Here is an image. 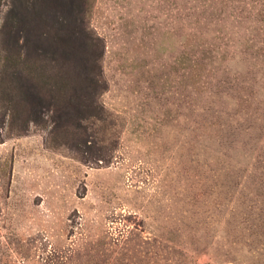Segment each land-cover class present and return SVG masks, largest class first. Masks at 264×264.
Wrapping results in <instances>:
<instances>
[{"label":"rangeland","instance_id":"rangeland-1","mask_svg":"<svg viewBox=\"0 0 264 264\" xmlns=\"http://www.w3.org/2000/svg\"><path fill=\"white\" fill-rule=\"evenodd\" d=\"M23 2L0 76L19 53L42 101L0 83V264H264V0H80L67 59Z\"/></svg>","mask_w":264,"mask_h":264},{"label":"trees","instance_id":"trees-1","mask_svg":"<svg viewBox=\"0 0 264 264\" xmlns=\"http://www.w3.org/2000/svg\"><path fill=\"white\" fill-rule=\"evenodd\" d=\"M55 4L60 7V10L55 14L48 9H43L40 5L46 3L48 4L51 0H24V2L20 5H17L12 11L15 13L17 18L20 21H27L30 25L29 30L33 27L34 23H38L40 26L48 25L51 21L56 22L57 25V37L56 42L60 46L61 50L63 51L62 57L67 59L66 56L73 50L71 47L75 43L78 42L80 44V37L83 36L85 33V28L82 26L83 24V17L81 16V11L78 8V1L80 0H53ZM31 5V6H30ZM59 14L62 16V19L57 15ZM53 19V20H51ZM43 36V35H42ZM91 36L89 35V59H85V69L83 72H88L89 70L93 73L95 68L98 65V57L100 55H94L91 53L92 47L97 46L99 41L90 42ZM84 44V43H83ZM38 45V44H37ZM17 52L20 51V46L17 40L13 42V46ZM39 57L42 60H45L44 52H38ZM15 59V63L13 64L12 72L6 74L5 72L4 77L0 76V83L3 81V94L7 96V103L11 107H7V110L11 111V108H21L23 107L24 103L26 102H33L35 104H39L42 101L41 96L36 91H30L27 97L25 91L23 92V87L25 86L26 80L23 77V73L19 70L20 60H19V53H17ZM66 64V61L65 63ZM81 72H78V77ZM95 77H88L89 79V93L86 92L82 94L81 97L83 100L89 101L90 105V116H94V118H98L100 114V109L98 106H95L93 103V94H95L92 90L98 85V81L94 79ZM61 97L67 91V87H61ZM21 106V107H20ZM22 109V108H21ZM35 112V109H33Z\"/></svg>","mask_w":264,"mask_h":264}]
</instances>
